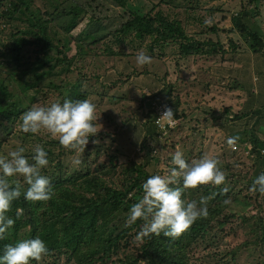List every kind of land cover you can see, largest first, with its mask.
<instances>
[{"label":"trees","instance_id":"trees-1","mask_svg":"<svg viewBox=\"0 0 264 264\" xmlns=\"http://www.w3.org/2000/svg\"><path fill=\"white\" fill-rule=\"evenodd\" d=\"M3 1L6 11L0 13V127H5L7 135L11 136L15 132L10 130L12 124H16L21 114L29 108L27 99L36 100V94L40 93L42 88L58 91L61 96L66 97L65 99L72 100L88 99V93L80 89L79 81L65 82L70 70L63 78V72L68 70L67 64L69 65L70 61L63 52L64 38H60L63 28L53 20V16L68 0H43L41 7L37 6V0ZM112 1L128 8L130 13L129 20L122 24L119 30L123 35L121 39L123 43L133 44V41L138 40L139 45L148 44V52L155 54L156 57H164L167 47L171 44H180V51L185 56L194 57L202 54L204 47L216 46L211 40L201 41L191 37L204 34L199 30L192 35L194 32H189L190 28L186 27V19L191 18V15L193 19L197 16L192 14L196 6L188 10L186 8V13L189 11L186 19H182L179 13H175L171 19V16L161 10L153 15L156 6L146 13L142 6H133L128 0ZM174 1L162 0L168 5H172ZM251 2L256 4V7L250 11L252 16H255L260 0H251ZM247 4L245 8L251 5L250 2ZM88 8L92 7L88 5ZM84 9L83 11L81 9L84 15H75L71 31L68 32L72 33L77 29L78 42H83L84 39L99 42L103 39L101 33L104 31L100 19H97L95 13L89 15V9ZM241 9L236 16H232L233 28L230 31L237 30V33L245 37L253 53L264 56V36L255 23L247 22L250 17L249 12ZM196 20L204 24L199 18ZM216 31L213 26L209 32ZM238 49L240 48L234 46V51ZM235 83L240 89L246 90L240 82ZM261 88L264 89V85H261ZM258 92L257 86L255 90L248 91V97L244 103L242 102V108L239 110L232 105H224L226 117H229L230 121L239 122L240 119L249 117L248 113L241 114L249 110L255 116L261 115L264 118L262 107L264 99ZM157 96L158 94H155L154 98ZM161 99L165 100V98ZM166 100L169 101L167 98ZM168 103L170 106L173 104L171 100ZM151 107L152 104L149 103V119L146 122L148 138H145L147 140L144 143L146 146L153 133L159 132L155 124L157 115ZM177 111L178 109L174 108L175 118L179 117ZM232 136L238 137L235 144H243L244 149L249 141L256 157L264 160V140L258 138L254 130L235 132ZM33 137L34 134L31 133L24 135L25 141H32ZM45 144L44 149L48 153L49 164L42 169V173L50 178L54 194L47 201H31L24 198L22 190L21 196L12 202L8 212L15 223L4 238L0 239V254L7 244L39 236L46 242L49 251L39 261L32 260L31 264H198V262L194 263L195 249L208 241L216 225L223 233L231 219H236L242 221L243 228L240 229V235L245 236L247 240L232 249L227 259L225 254L219 257L218 254L213 253L200 255L197 261H200L199 264H236L239 251L248 246L249 239L255 238L253 243L256 249L261 246V255L257 264H264L263 204H260L262 212L257 219L237 210V207L245 210L252 205L247 196L234 192L233 199H229L228 192L225 195L214 187L206 192L201 187L187 189L183 196L188 200L199 201L201 196L212 195L207 200L206 217L198 219L178 237H167L163 233L151 234L147 237L139 236L142 221L138 219L132 225L121 227L117 225L121 221L120 218L118 220L116 218V221L114 219L117 212L125 213L127 216L131 204L140 198L142 183L149 176L156 174L148 171L153 168L152 162L146 160L147 164H137L131 161L129 165L125 163L118 165L116 162L118 156L107 153L111 163L109 167L104 164L92 167L89 160L90 152L87 149L83 160L77 166H71L65 163L67 149H64L60 143L47 141ZM4 145L6 142L0 140V152ZM96 151L99 156V150ZM18 179L23 184V179ZM243 185L247 188L251 187ZM26 187L25 184L24 188ZM226 199L230 201L228 204L224 203ZM18 208L22 210V214L16 218L15 213ZM254 219L257 221L251 224ZM133 241L140 242L136 254L130 251L135 247L132 245Z\"/></svg>","mask_w":264,"mask_h":264},{"label":"rangeland","instance_id":"rangeland-1","mask_svg":"<svg viewBox=\"0 0 264 264\" xmlns=\"http://www.w3.org/2000/svg\"><path fill=\"white\" fill-rule=\"evenodd\" d=\"M249 2L251 5L245 8L244 6H248ZM37 3V6L41 7L43 0H37ZM128 3L136 7L142 6L146 13L156 6L152 12L153 15L161 10L164 14L171 16V19L175 13H179L182 19H186L189 12L186 13V8L188 10L196 6L192 14L197 16L193 19L191 15V18L186 19V27L190 28L189 32H194L192 35L202 30L203 36L191 37L201 41L211 40L216 43V46L209 48L206 46L202 50L205 53L201 52L202 54L194 57L185 56L180 51V44H171L167 47L164 57H156L155 54L148 52V44L139 45L138 40L133 41V44H127L121 40L123 35L119 33V30L130 18L128 8L121 7L112 0H68L61 5L54 14L53 20L63 28L60 38H64L63 52L70 61V66L67 64L68 70L63 72V78L70 70L65 82L79 81L80 89L88 93V99L96 105L95 123L97 129H100L95 136L89 137L85 148L76 150L63 146L67 149L65 163L77 166L76 161L81 162L88 149L92 167L100 164L109 167L111 163L106 154L110 153L118 156L116 160L118 165L122 163L129 165L131 161L137 164L152 162L153 168L148 171L164 175L172 166L170 163L172 154L178 149L183 152L188 162L208 154L218 160L226 180L219 186L209 183L198 187L206 192L211 190V187L221 190L227 186L228 193H226L229 199H233L234 192L249 197L252 205L245 210L237 207V210L258 219L262 212L260 204L264 205V194L250 190L249 186L256 176L264 172V160L256 157L249 141L246 149L242 146L243 144L236 143L233 147L226 141L235 132L242 133L243 130L249 132L254 130L255 135L264 140V118L261 115L255 116L249 110L242 113L240 110L241 114L248 113L249 117H243L244 119H240L239 122L230 121L224 114L223 107L232 105L239 110L242 108V102L244 103L248 97L247 92L255 90L256 86L259 89L258 93L262 94L261 98L264 99V89L261 88V85H264V74H261L264 73V56L253 53L245 37L237 33V30L230 31L233 28L232 16H236L243 8L249 12L250 17L247 22L255 23L264 36V0L258 3V12L255 16L250 13L256 7L251 0H175L172 5L163 3L162 0H128ZM88 5L92 8H88ZM83 7L89 9V15L95 13L97 19H100L104 31L101 33L103 39L99 42L88 39L78 42L79 38L76 36L78 30L68 32L75 15H84ZM4 11L6 7L1 0L0 13ZM197 18L204 24H200ZM213 26L219 35L217 31L209 32ZM234 46L240 49L234 51ZM139 51L152 57L150 64L136 63L135 56ZM235 82H240L246 90L240 89ZM162 90L163 93H161ZM155 94H158L156 98L171 100L173 102L171 108L173 111L174 108L178 109L179 117L174 119L175 129L158 128L159 132L153 133L146 146L144 143L147 140L145 138H148L146 128V122L149 119L148 104H152L153 110ZM36 96V100L27 99L29 108L33 104L50 105L56 101L63 102L66 98L61 96L60 92L46 88H42ZM262 102L264 108V101ZM19 124L20 120L12 124L10 130L15 132L11 136L7 135L5 127H0V140L6 142L0 156L14 150L18 144L25 147L24 154L27 155L33 154L32 149L37 144L44 147L47 141L59 143L58 138L51 136L46 130L34 134L32 141H25V132ZM118 147L121 149L119 150ZM96 150H99V156ZM211 197L212 195L208 198ZM125 217V213L117 212L114 221L120 218L121 221L117 225L125 226ZM257 219L250 223L253 224ZM242 226V221L231 219L222 233L216 225L208 241L200 244L199 248L193 252L194 263L199 264L200 261H197V258L200 255L213 253L218 254L219 257L225 254L226 259L229 258V252L247 240L245 236L240 235ZM254 239H249L248 246L239 251L236 264L259 262L261 246L256 249ZM132 245L135 247L130 251L136 254L140 242L133 241Z\"/></svg>","mask_w":264,"mask_h":264},{"label":"clouds","instance_id":"clouds-1","mask_svg":"<svg viewBox=\"0 0 264 264\" xmlns=\"http://www.w3.org/2000/svg\"><path fill=\"white\" fill-rule=\"evenodd\" d=\"M135 61L138 65H146L151 63L152 57L139 51ZM160 100L158 98L155 102ZM95 113L96 105L87 98L64 99L50 105L33 104L21 114L19 126L23 132L31 134L46 130L65 148L80 150L85 148L89 137L100 130L96 127ZM160 118L168 122L175 119L171 106H165ZM175 128L176 125L172 130ZM237 139L236 136L228 137V145L234 147ZM25 151V147L18 144L14 150L0 156V239L15 223L8 212L22 190L24 198L31 201H47L54 194L50 178L42 173L49 164L47 151L39 144L33 147L31 156H26ZM170 163L172 166L167 174L151 175L142 183V195L128 209L125 224L132 225L138 219L142 221L139 236L161 233L167 237L180 236L198 219L208 215V197L201 196L199 201L188 200L184 198V192L209 183L219 186L226 180L218 160L208 154L188 162L178 149L172 154ZM20 177L23 184L18 179ZM250 190L264 194V172L254 178ZM227 191V186L221 189L223 193ZM229 202L227 199L224 201L225 204ZM21 214L22 210L18 208L16 218ZM48 251L46 242L39 236L17 240L5 245L0 254V264H31L32 260L39 261Z\"/></svg>","mask_w":264,"mask_h":264},{"label":"built area","instance_id":"built-area-1","mask_svg":"<svg viewBox=\"0 0 264 264\" xmlns=\"http://www.w3.org/2000/svg\"><path fill=\"white\" fill-rule=\"evenodd\" d=\"M165 106L170 107L168 101L164 99L160 100L159 102L153 103V109L157 112V115H158L155 123L157 127L162 130H167L168 127L174 128L176 125L174 120H172L171 122H168L166 119L160 118L162 115V112L164 111ZM172 122L174 123L172 124Z\"/></svg>","mask_w":264,"mask_h":264}]
</instances>
